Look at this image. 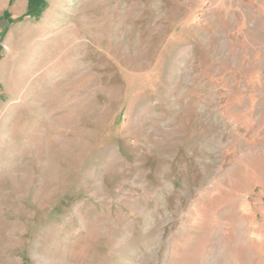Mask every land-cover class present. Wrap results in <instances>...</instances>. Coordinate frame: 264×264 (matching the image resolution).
I'll list each match as a JSON object with an SVG mask.
<instances>
[{
	"label": "rangeland",
	"instance_id": "obj_1",
	"mask_svg": "<svg viewBox=\"0 0 264 264\" xmlns=\"http://www.w3.org/2000/svg\"><path fill=\"white\" fill-rule=\"evenodd\" d=\"M0 264H264V0H0Z\"/></svg>",
	"mask_w": 264,
	"mask_h": 264
},
{
	"label": "built area",
	"instance_id": "obj_2",
	"mask_svg": "<svg viewBox=\"0 0 264 264\" xmlns=\"http://www.w3.org/2000/svg\"><path fill=\"white\" fill-rule=\"evenodd\" d=\"M1 39H2V37H1V32H0V43H1Z\"/></svg>",
	"mask_w": 264,
	"mask_h": 264
}]
</instances>
